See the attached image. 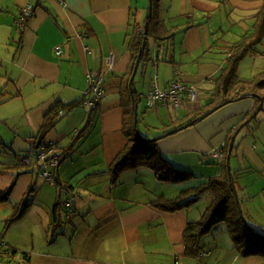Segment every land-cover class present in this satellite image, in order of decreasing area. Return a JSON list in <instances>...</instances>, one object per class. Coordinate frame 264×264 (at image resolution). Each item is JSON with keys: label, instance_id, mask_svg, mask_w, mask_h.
<instances>
[{"label": "crops", "instance_id": "crops-1", "mask_svg": "<svg viewBox=\"0 0 264 264\" xmlns=\"http://www.w3.org/2000/svg\"><path fill=\"white\" fill-rule=\"evenodd\" d=\"M36 2L0 0V90L5 87L0 93V164L20 163L17 158L25 153L29 157L8 199L0 204V244L16 250L4 255L1 264L16 257L24 264H261V257H244L233 247L227 248L222 240L204 239L208 235L200 240L199 257L185 254L182 232L186 223L198 219L209 201L199 202L200 198L174 212L159 210L150 201L160 195L175 197L181 190L195 186L193 183H165L147 168L127 170L111 181L109 165L126 142L119 85L130 61L127 42L134 24H143L141 14L148 8V0ZM227 2L241 12L249 11L252 17L259 5L240 0H180L181 16H177L181 22L176 25L170 23L172 17L167 10L158 6L160 19L168 27L176 26V30L171 38L149 44L148 59L135 73L136 77L140 69L141 76L134 84L140 97H145L154 84L164 88L178 78L197 86L203 101L225 66L227 47L242 36L233 42L216 40L223 47L212 45L215 33L223 28L219 6ZM27 5L34 9L21 31L16 20L20 9ZM2 45L14 49H4L3 54ZM110 55L113 64L107 67L104 60ZM187 56L189 61H183ZM167 68L171 72L163 76ZM263 70L247 77L237 74L248 79ZM90 71L100 73L104 89L91 108L81 105ZM142 85H146V92H142ZM74 102L77 105L58 114V120L44 135L51 149L47 156H60L87 122L86 131L73 142L71 151L59 157L56 167H49L56 178L51 184L40 176L42 162L31 151L46 114L57 104ZM253 106V98L233 102L225 106L224 127L215 133L205 135L194 126L158 141V148L162 154L173 156L168 157L172 164L181 161L175 155L178 152L207 155L214 145L224 142L240 117ZM183 116H166L152 135L162 132L170 120ZM237 142L230 165L233 170L250 167L255 171L259 163L263 165L256 145H250L244 137ZM13 175L12 171L0 175V194L6 192ZM212 175H194L193 181L199 184ZM243 176L237 178L236 185L244 211L255 225L264 227V187L250 191V185L239 180ZM67 199L71 201L68 215L64 207ZM16 210H23L21 217L5 227L7 216ZM212 240L215 245L208 250L207 243ZM221 246L225 248L223 253Z\"/></svg>", "mask_w": 264, "mask_h": 264}, {"label": "trees", "instance_id": "trees-1", "mask_svg": "<svg viewBox=\"0 0 264 264\" xmlns=\"http://www.w3.org/2000/svg\"><path fill=\"white\" fill-rule=\"evenodd\" d=\"M38 1L39 0H37L36 4ZM159 1L160 0H152L151 17L148 18L146 13L143 19V24H134V29L127 42V48L130 52V61L127 71L120 79L119 85L120 106L123 113L122 132L126 138V142L122 149L116 153L109 165L108 171L112 182H115L118 176L123 172L127 170H137L139 168L149 169L152 171L156 179L165 183H182L194 178L193 173L175 168L169 160L163 157L162 152L157 145L158 139H153L159 134L154 137H148L147 135L140 134L138 130V114L136 124L134 125L133 122L134 108L136 107L138 109V104L140 102V96L134 87L135 75L131 79L136 56L140 53L139 66L148 59L150 39L160 42L171 38L176 30V26L168 27L165 22L160 19L157 8L159 6ZM240 1L259 3L256 11L254 12L255 22L253 24L252 31L246 35H242L239 40L227 47L225 51V66L222 68L219 75L214 79L212 91L203 99V101H200L199 106L194 109H187L186 114L182 118L170 120L168 124H165V126L162 127V133L168 131V129L178 128L187 122H192L190 125L192 126L201 121L199 120V117L206 112L212 109H215L214 111H216L229 103L236 102L244 98H250L248 97L250 94L254 95V106L252 107V110L240 117L238 122L226 135L223 144L220 146L223 151V158L220 162L217 161L220 165V171L218 174L209 176L205 181L195 186H190L181 190L175 197L166 198L162 195L157 196L150 201V205L162 211L174 212L189 206L200 199L204 194L209 193V203L201 212L200 217L194 221L187 222L182 232V243L185 254L194 258L199 257L202 252L200 240L209 233L212 227L220 223H225L227 226L226 232L231 240L232 247L242 256L257 255L261 257V264H264V227L253 224V221L247 216L242 206V201L239 198L236 185V180L239 176L251 174L254 170L251 171L250 167L233 170L230 166L231 177L229 179L225 165L228 142L232 133L236 130L240 123L246 120L254 112L260 100L263 101L260 110L264 111V70L256 73L248 79H243L237 74V67L241 59L248 54L252 55L255 51V45L258 44L264 37V0ZM33 9L34 6L31 7V13L25 20L23 28L26 26L27 20L31 17ZM146 21L148 22L147 35L145 46L143 47V25ZM19 30L22 31V29ZM58 105L59 104L54 106L49 114H46L45 120L41 126L40 136L35 137V148L31 151V154L35 153L36 155V151L39 147H43L45 149L50 148V146L44 142V135L58 120L57 117L60 110L64 111L67 109L69 111L77 104L74 102L71 104H65V106L59 105L61 106V109ZM256 118L257 115L241 127L239 132L244 127H247L246 130L248 133L252 132L255 129L252 128V121H256V125H258V119ZM86 128L87 122L74 135L72 143L63 149L62 154H60V156L55 154L58 160L59 157L65 156L64 153L67 154L71 151L73 142L81 137V135L86 131ZM237 147L238 142H236L235 138L230 161L231 158L234 157ZM23 157H28L27 153L21 154L17 158L18 161L23 164H0V175L6 174L10 171L14 173L13 179L6 192L4 194H0V204L4 203L8 199L17 177L23 171L22 167L29 163V157L28 162H23L21 160ZM230 180L235 185L238 198L237 201L235 200L231 190ZM239 208L242 211L241 213L239 212ZM22 213L23 210L11 212L5 220V227L19 219ZM253 225L257 226V229H254L252 227ZM15 252L16 250L14 248L2 247L0 244L1 261L4 255H12Z\"/></svg>", "mask_w": 264, "mask_h": 264}, {"label": "rangeland", "instance_id": "rangeland-1", "mask_svg": "<svg viewBox=\"0 0 264 264\" xmlns=\"http://www.w3.org/2000/svg\"><path fill=\"white\" fill-rule=\"evenodd\" d=\"M158 5L163 8V10H167V13L172 17L171 19V24L172 25H176L179 22H181V19L178 18V14L181 13V3L180 0H160ZM158 8V7H157ZM219 13L223 16V28L221 31L216 32L214 35V39L215 41L213 42L212 45H218V47H223L221 45H219V43H216V40H223L225 39L226 41H236V39H238L240 37V34L242 33V35H246L249 32H247L249 29L253 28V24L255 22V17L251 16V13L249 11H245V12H241V10L238 8H234L232 6H230L229 2L224 3L222 6H219ZM196 13H200L199 10H195ZM147 13V9L143 10L142 14H141V19H144L145 15ZM181 16V14L179 15ZM207 16L204 18V20L207 21ZM190 21V19L187 20V22ZM232 26L235 29H230L229 27ZM183 30H180L179 32H182ZM243 31V32H241ZM250 31V32H251ZM16 29H12V34L13 36H15V39L17 37L16 35ZM247 32V33H246ZM239 33V36H237ZM178 35H180V33H178ZM149 42L153 45V40H149ZM5 50L8 51H13L14 46H7V45H2L1 46V53L5 54ZM3 50V52H2ZM255 51L253 52L252 55L248 54L245 57H243L241 59V61L239 62V66H238V70L237 73L243 77H247V76H251L254 71L257 70H263L264 69V37L263 39L255 45ZM183 61L188 62V56L185 57L183 59ZM1 71H3V69H1ZM140 69H138L136 77H134V84L137 83V79L140 78L141 75H139ZM167 73L168 75L170 74V68L165 69V71L163 70V76H165ZM161 73V72H160ZM155 74V72L153 73V75ZM152 78V77H151ZM154 80V79H153ZM152 80V83H153ZM148 81H150V79L148 78ZM151 83V84H152ZM146 85H142L141 89L142 92H146L147 88H145ZM5 87H1L0 93L1 91L4 90ZM8 88L10 90H13V87L11 85L8 86ZM5 93H8V91L6 90ZM145 94V93H144ZM248 99H252V98H248ZM233 103V102H232ZM229 103L227 105L230 106ZM225 105V106H227ZM221 107L219 109H217L216 111H214L213 113H211L209 116H207L206 118H204L203 120L197 122L196 124L189 126L183 130H180L172 135H169L167 137H164L162 139H159L157 141L169 138L171 136H174L176 134H178L179 132H184L186 130L191 129V127H196L199 126L202 129V133L205 135H210L212 133H215L220 127H224L225 124V120L223 119V112L225 111V109L227 107ZM232 106V105H231ZM223 108V109H222ZM230 108V107H229ZM138 130L140 132L141 135H147L148 137H154L158 134H161L163 132H160L156 135H152L155 128L154 127H159L157 125V123H160V121L162 119H165L166 116H171V117H176V116H183V114L186 113L187 110H185V108L182 107H170V106H160L159 109H150V108H146L145 105V100H144V96L143 94H141L140 97V102L138 104ZM148 115V116H146ZM258 122L256 125V121H252L251 125L252 128H255L252 132L248 133V131L246 130L247 127H244L236 136V142L239 141L242 137H244L245 140H247V142L250 145L253 146H257L256 152L257 154L260 156L261 161L263 162V165L261 163H259V168H257L254 172H252L251 174L245 175L243 177H240L239 180L241 182H246L247 184H249V190L253 191V190H257L260 189L261 187H264V111L260 110L257 113V118ZM169 121V120H168ZM1 129V128H0ZM169 130V129H168ZM2 135H4L5 137L8 136V133H4L2 131ZM223 144V143H222ZM220 144H216L214 145L212 148H218L222 145ZM210 152V151H209ZM163 157L167 160H169L168 157H173L171 156V154H162ZM176 157H180L181 161H179L177 164H172L175 168L177 169H183L186 171H190L191 173H193L195 175V177H201V176H206V175H212L215 172H219L220 170V165L219 163L214 160L212 157H210V154L208 153L207 155L205 154H200L199 152H178L175 153ZM13 157V156H12ZM232 159L230 161V165L232 163ZM170 161V160H169ZM246 165H249V162H246ZM262 174V176H261ZM194 178L192 180L186 181V182H182L179 184H184V183H193V185H197L198 183H196L195 181H193ZM195 182V184H194ZM240 182V183H241ZM239 192V191H238ZM209 193L204 194L199 202H202L204 200L209 201ZM254 224V223H253ZM226 224L225 223H220L215 225L214 227H212L209 231V233L207 234L208 237H204V239L206 238H210V239H214L215 238L217 240H222L223 243L225 245H227V248H232L231 243L229 241L228 238V234L226 232ZM254 229H257V226L253 225L252 226ZM206 235V236H207ZM223 238H226L228 241L223 240ZM204 239L202 244H204ZM207 245H210V247L208 248L211 249L212 245L214 246L215 243L212 240L211 243H207ZM207 245H205V247H208ZM225 251L224 246L220 247V252L223 253ZM20 254V253H19ZM245 257V256H244ZM13 258L10 260H7V264H24L21 260Z\"/></svg>", "mask_w": 264, "mask_h": 264}, {"label": "built area", "instance_id": "built-area-1", "mask_svg": "<svg viewBox=\"0 0 264 264\" xmlns=\"http://www.w3.org/2000/svg\"><path fill=\"white\" fill-rule=\"evenodd\" d=\"M31 13V6H23L17 16L16 24L19 29L23 28L25 20L29 17ZM105 66L111 67L113 64V56H108L104 60ZM88 88L81 100V105L83 107H93L100 97L102 96L104 89L102 86V79L100 73L88 72L87 73ZM145 105L147 108H155L158 106H170V107H182L185 109L197 108L201 101V94L194 84H186L180 81L178 78L172 79L168 85L164 88H159L155 84L146 93ZM60 115L64 114L63 110L59 111ZM51 151L50 148L45 149L39 147L36 151V156L41 160L42 165L40 167V176L53 184L56 182L55 176L50 172L49 167H56L58 164V158L54 155L47 156V153ZM210 157L214 160L220 162L223 158V151L221 147L212 148L209 152ZM23 162H28V157H23L21 159ZM70 199L65 201L64 207L68 213L70 212ZM1 264V259H0Z\"/></svg>", "mask_w": 264, "mask_h": 264}, {"label": "water", "instance_id": "water-1", "mask_svg": "<svg viewBox=\"0 0 264 264\" xmlns=\"http://www.w3.org/2000/svg\"><path fill=\"white\" fill-rule=\"evenodd\" d=\"M151 13H152V0H148V8H147V17L148 18L151 17ZM147 23L148 22L146 21L144 23V25H143V44H142L143 47L145 46V42H146ZM139 61H140V53L137 54L136 59L134 61L131 79L134 77V75L136 73V70H137ZM248 97H252L253 98L254 95L253 94H250V95H248ZM262 104H263V101L260 100L259 103H258V105H257V107H256V109L254 110V112L246 120H244L242 123H240V125L236 128V130L232 133V135L230 137V140L228 142V149H227L226 161H225L226 172H227V175H228L229 179L231 177L230 156H231V151H232V148H233V143H234V140L236 138V135L239 132V130L241 129V127H243L246 123H248L253 117H255L257 115V113L259 112V110L262 107ZM214 110L215 109H212V110L206 112L205 114H203L202 116L199 117V120H202V119L206 118L208 115H210L212 112H214ZM133 122H134V125L137 122V109H136V107L134 108V111H133ZM191 124H192V122H187V123L179 126L178 128H173V129H170V130H168V131H166L164 133H161V134H159L158 136H156L153 139L154 140L162 139V138H164L166 136H169V135L174 134V133H176V132H178V131H180L182 129L187 128ZM230 185H231V190L233 192L234 198L237 201L238 198H237L236 188H235L234 183L231 180H230ZM239 212L240 213L242 212L240 208H239Z\"/></svg>", "mask_w": 264, "mask_h": 264}]
</instances>
